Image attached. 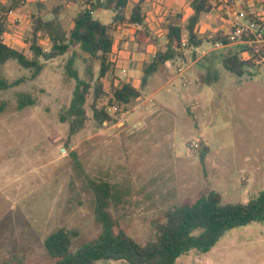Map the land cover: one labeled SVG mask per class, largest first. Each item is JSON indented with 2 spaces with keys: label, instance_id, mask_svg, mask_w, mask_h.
<instances>
[{
  "label": "rangeland",
  "instance_id": "rangeland-1",
  "mask_svg": "<svg viewBox=\"0 0 264 264\" xmlns=\"http://www.w3.org/2000/svg\"><path fill=\"white\" fill-rule=\"evenodd\" d=\"M23 4L21 25L7 42L30 55L26 41L33 15L40 11L69 30L86 0ZM170 13L186 24L176 10ZM103 15L95 16L110 24L113 12ZM165 18L150 21L155 49L166 45ZM218 26L205 15L197 33L208 41L200 48L181 45L183 59L151 78L139 101L112 114L116 123L99 124L94 109L108 99H96L92 91L86 126L73 135L69 123L61 121L76 84L66 72L73 49L43 61L45 68L35 79L15 60L0 64V81L21 80L0 89V106L6 103L0 111V264H53L45 240L61 228L79 233L74 251L95 241L105 224L97 217L90 180L112 185L108 211L114 230L141 244L157 239L169 210L193 205L211 191L231 203H247L264 192V61L243 76L226 70L222 60L237 48L209 41ZM75 67L83 77L80 55ZM111 78L104 79L108 91ZM19 94H29L35 104L20 110ZM204 146L210 151L203 164L199 152ZM175 264H264V222L234 228L209 253L192 250Z\"/></svg>",
  "mask_w": 264,
  "mask_h": 264
},
{
  "label": "trees",
  "instance_id": "trees-1",
  "mask_svg": "<svg viewBox=\"0 0 264 264\" xmlns=\"http://www.w3.org/2000/svg\"><path fill=\"white\" fill-rule=\"evenodd\" d=\"M23 2L25 0L0 3V64L15 60L24 69L31 70L32 78L35 79L45 68L43 61L53 60L73 49L66 72L76 84L71 102L61 114V121L69 123L71 135L86 126V105L92 91L96 99H108L105 106L94 109L96 120L100 125L104 122L116 123V118L111 115L109 108L115 103L120 112L121 107H127L141 97L142 89L149 79L166 63L182 60L183 54L179 48L183 39L188 42L187 48L191 45L200 48L208 41L199 38L197 31L204 16L210 12L211 0H192L194 12L184 26L174 21L172 15L165 19L168 22L166 45L164 48L157 47L153 60L145 63L138 84L137 79L130 76L126 80L118 77L119 70L125 67L121 64L123 59L115 56L113 33L123 27L133 30V40H123L125 44L122 49L131 47V44H138L139 48L146 44L152 45L155 39L148 27L145 11L149 0H139L136 3L131 0H86V9L75 15L74 27L69 30L53 25L38 11V14L33 15L30 38L26 41L30 55L9 46L4 40V35L9 31L8 14L10 11L21 9ZM99 10L113 12L110 24L96 18L95 13ZM184 32H187L185 38ZM44 39L48 40L47 45L42 43ZM209 41L230 43L228 36H222L218 32ZM236 48L224 56L223 66L226 70L243 76L248 68L255 66L259 55L244 59L240 55L244 48ZM79 55L85 63L83 77L75 67ZM109 76L112 78L108 91L104 79ZM20 81L12 84L0 81V89H7ZM34 104L29 94H19L20 110ZM5 106L6 103H2L0 111ZM209 151V147L204 146L199 152L203 164ZM90 186L96 195L97 217L104 222V230L95 241L85 243L75 251L73 240L79 233L64 228L55 231L45 240V247L53 264H94L102 260L123 261L124 264H175L182 255L192 250L210 252L218 241L234 228L253 222H264V192L247 203H231L226 202L219 192L211 191L193 205L169 210L165 222L157 227V239L141 244L126 232L114 230L113 219L108 211L112 185L90 180Z\"/></svg>",
  "mask_w": 264,
  "mask_h": 264
},
{
  "label": "built area",
  "instance_id": "built-area-1",
  "mask_svg": "<svg viewBox=\"0 0 264 264\" xmlns=\"http://www.w3.org/2000/svg\"><path fill=\"white\" fill-rule=\"evenodd\" d=\"M209 14L219 25L215 33L228 36L230 42H216V47H241L244 48L240 53L242 58L251 59L259 55L255 62L264 61V0H211ZM182 47H188L186 39L183 40ZM128 76L127 68L121 69L118 74L121 80H126ZM109 111L111 115L116 114L119 107L114 103ZM198 146L194 142L193 147Z\"/></svg>",
  "mask_w": 264,
  "mask_h": 264
},
{
  "label": "crops",
  "instance_id": "crops-1",
  "mask_svg": "<svg viewBox=\"0 0 264 264\" xmlns=\"http://www.w3.org/2000/svg\"><path fill=\"white\" fill-rule=\"evenodd\" d=\"M8 1L9 0H0V3L6 4ZM131 1L136 3L139 0H131ZM37 2H38V0H37ZM86 7H85V9H86ZM22 9L23 8L9 12V14H8L9 31L4 35L5 42L9 46H11L15 49H18V50H20V49L11 43H8L7 41H8V37H9V39L15 38V37H12L11 34H14V36H15L16 32L13 33L12 32L13 29L16 26L21 25L20 23L22 22L23 16L20 14V10H22ZM172 10H176L177 13L179 14V16L182 18V20H184V21L186 20L185 21V23H186L187 20L189 19V17L194 12L193 8H192V0H149V2L146 4V7H145V11H146V14L148 17L147 24H148L149 29L152 31V28L150 27V25H152V24L150 23V21L152 20L153 17L155 18V16L158 15L159 17L164 16L167 18L168 16L171 15L170 12ZM106 11H109V10H99L95 13V15H99V16L101 15V17H102V16H104L103 14L106 13ZM150 11L153 13V17L151 16ZM11 12L13 14H11ZM200 25H201V23L199 24V26ZM199 26H198V28H199ZM73 27H74V21H73L72 28ZM113 34H114L115 56H119L120 58L123 59L124 62L122 61L123 63L121 62V64H123V66L128 69L129 76L131 78L137 79V82L139 84L140 81H138V80L142 77V70L144 68V65H145V63H150L153 60L156 49L153 47V45H148V44L143 45L141 48H139L138 50H135V51L132 50L133 49L132 46H134L135 44H131V47H125L127 49H122L124 44H125L123 42V40H130V41L133 40V30L130 29V32H129V31H126L122 28H118L117 31H115ZM13 43L17 44V39ZM42 43L44 45H47L48 40L44 39L42 41ZM172 63L173 62L166 63V65L164 66V69L165 70L169 69L171 67V65H173ZM161 69H163V67ZM160 70L157 73H159ZM157 73H155V75ZM154 76H152L151 78H153ZM151 78L149 79V81H151ZM141 98H139L138 101ZM123 124H124V122L119 123L120 126H122Z\"/></svg>",
  "mask_w": 264,
  "mask_h": 264
}]
</instances>
